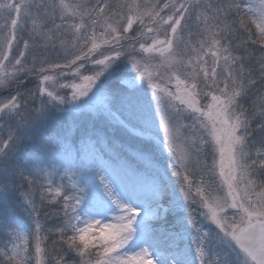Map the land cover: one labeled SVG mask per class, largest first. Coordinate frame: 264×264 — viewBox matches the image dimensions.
Returning a JSON list of instances; mask_svg holds the SVG:
<instances>
[{"label": "snow or ice", "instance_id": "snow-or-ice-1", "mask_svg": "<svg viewBox=\"0 0 264 264\" xmlns=\"http://www.w3.org/2000/svg\"><path fill=\"white\" fill-rule=\"evenodd\" d=\"M0 14V264H28L18 207L36 214L37 264H264V0H0Z\"/></svg>", "mask_w": 264, "mask_h": 264}, {"label": "rangeland", "instance_id": "rangeland-1", "mask_svg": "<svg viewBox=\"0 0 264 264\" xmlns=\"http://www.w3.org/2000/svg\"><path fill=\"white\" fill-rule=\"evenodd\" d=\"M66 3H69V4H73L75 2H77V0H65ZM141 2H144V0H141ZM154 2V0H153ZM161 2H163V0H161ZM258 2V0H257ZM5 23V19H4V14H0V32L2 33H7L8 29H3L2 26L4 25ZM23 23V22H22ZM134 27H136V25H134ZM29 28H30V23L28 25V27H25L22 31L18 30L17 32V41L13 44V55H16L18 54L19 51L23 50V42L25 40H28L29 41V44L30 46H32V41L30 40V37H29ZM194 30V29H193ZM161 38H163L161 36ZM185 39L187 40V33H185ZM198 39L197 37H193V40H196ZM150 43V41H148ZM126 51H130V50H127ZM173 56L178 59V60H183L185 63L187 62V60L189 59V57L191 56L192 58L195 57V53H190L185 47L183 44H178L177 46L174 47V52H173ZM206 60H208L209 62V65L212 63V57L209 55V56H206L205 57ZM159 62V57L157 56L155 60H153V63H158ZM177 70L180 72V73H184L185 69H184V66L181 64V65H177ZM134 72V70H132ZM162 75L165 76V79L167 78L168 75H170V73L168 72V70L166 68H161L160 69ZM85 74H90V73H85ZM181 78L183 79L184 76L182 75ZM69 79H71V77H69ZM63 82V81H61ZM191 82V81H189ZM127 81L125 80V83L124 84H120L118 85L116 80H112L109 82V85L108 87L109 88H115V87H121V88H127ZM223 85H221L222 87ZM28 88H33L34 89V84L30 83L28 84L27 86ZM168 87L170 88L171 91H175V81L173 80L171 84L168 85ZM200 88H201V96L199 98V103L201 106H205L209 103H211V97L210 96H206L204 95V93H207L209 92L210 90L207 89V88H204L203 85L201 84L200 85ZM8 91H11V90H8ZM67 91H70V90H67ZM151 90L149 89V92ZM7 93L4 92V93H0V97H3L5 96ZM61 94H65L64 91L61 92ZM36 104L39 105V100L36 101ZM71 121V120H70ZM185 122H190V120H186ZM0 124H2V122H0ZM1 128V127H0ZM2 129L4 130V128L2 127ZM117 138H121L123 137V133H117ZM1 135V133H0ZM7 135V133H6ZM3 137L4 139H7V137ZM2 137V136H1ZM0 137V138H1ZM2 139V138H1ZM106 151L109 152V155H112L113 157L115 156L114 153H112L110 150H107ZM208 161H209V164L212 163V156L209 155L208 156ZM105 163H109L107 162V160H104ZM111 163V162H110ZM195 179H199V176H197ZM173 181H175V178H173ZM176 189L177 191L179 190V184H176ZM219 195H223V193H218ZM193 208L196 209V219L198 221H200V225L204 228V231H209L210 229L214 230L215 229V225H211L210 222L208 220H205L204 217L200 216L198 213L201 211V209L197 206V205H193ZM231 211L229 212V215H231ZM22 225H23V230L26 231V232H32V238L34 237L35 235V232H34V223H35V220L34 219H31L29 220L28 218H25V219H20ZM33 223V224H31ZM33 242H32V247L29 248V243H28V250L31 254V257L29 256V260L31 261L32 260V264H37V257H36V253H35V239L33 238ZM189 240H191V237L189 238ZM7 243V241H2L1 243V246H0V249H2L4 247V245ZM31 245V244H30ZM8 247L10 248L11 247V244L8 245ZM0 258H2L1 260L3 261L4 260V257L3 256H0ZM154 264V262H153Z\"/></svg>", "mask_w": 264, "mask_h": 264}, {"label": "trees", "instance_id": "trees-1", "mask_svg": "<svg viewBox=\"0 0 264 264\" xmlns=\"http://www.w3.org/2000/svg\"><path fill=\"white\" fill-rule=\"evenodd\" d=\"M256 47H259V46L257 45ZM28 84H30V83H27V86H28ZM67 123L69 124L70 127L72 126V121L69 120V121H67ZM0 133H1L0 137L2 136L1 138L4 139L3 137H5V135H6V133H7V132L5 131V129L3 130L2 127H1V128H0ZM117 135H118V134H117ZM6 137H7V135H6ZM1 138H0V139H1ZM29 150H30V149H29ZM111 156H112V155H111ZM73 158H74V154H73ZM102 159L107 160L108 157L105 156L104 158L102 157ZM107 162L110 163L111 161H110V160H107ZM57 182H59V181H57ZM26 188H27V185L24 184L22 187L19 188V192L22 193L23 191H25ZM42 194H43V193H42L39 189H34V190H33V195H34V198H35V203H36L37 209H38V211H39V222H40L42 225H44L45 227L50 228V227H52L57 221H56L55 219H51V218H47V219H46V217H45V213H51V212L55 211L56 209L50 207V206L48 205L47 201H45L43 204L41 203V199H40V197H41ZM13 199L16 200V202L19 204L18 196H17V197H13ZM17 216L19 217V222L21 221L20 219H25V218H28L29 220L34 219L35 222H36V214L33 213V215L30 217V216L28 215V213H27L26 211H24L23 207H18V210H17ZM31 224H33V223H31ZM34 224H35V223H34ZM30 233H31V235L29 236V242H28V243H29V248L32 247V242L34 241L33 238H32V232H30ZM53 239H56V237H50V238L48 239V241H47V244H46L47 250H48V252H49V254H50L51 256H55L56 253L59 251V245H57L55 248H53V246H52V240H53ZM2 241H7V242H8V236H7L6 234L0 232V246H1ZM30 244H31V245H30ZM28 254H29V256L31 257V254H30L29 250H28ZM1 259H2V258H0V261H2ZM46 259H47V257H46ZM28 264H32V260L30 261V260L28 259Z\"/></svg>", "mask_w": 264, "mask_h": 264}]
</instances>
